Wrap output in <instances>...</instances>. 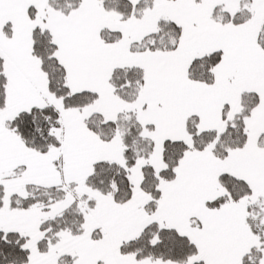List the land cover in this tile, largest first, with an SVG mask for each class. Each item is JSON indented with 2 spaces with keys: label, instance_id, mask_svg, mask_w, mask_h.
<instances>
[{
  "label": "snow or ice",
  "instance_id": "1",
  "mask_svg": "<svg viewBox=\"0 0 264 264\" xmlns=\"http://www.w3.org/2000/svg\"><path fill=\"white\" fill-rule=\"evenodd\" d=\"M0 264H264V0H0Z\"/></svg>",
  "mask_w": 264,
  "mask_h": 264
}]
</instances>
